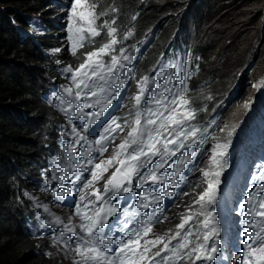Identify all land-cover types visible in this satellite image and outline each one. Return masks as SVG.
<instances>
[{"label":"trees","instance_id":"trees-1","mask_svg":"<svg viewBox=\"0 0 264 264\" xmlns=\"http://www.w3.org/2000/svg\"><path fill=\"white\" fill-rule=\"evenodd\" d=\"M90 2L99 13H105V17L101 18V21L105 20L104 26L114 23L120 33L133 31L136 38L146 29L155 27L159 38L149 47L139 68L146 67V64L148 67L152 65L173 29H178L177 37L187 35L185 24L181 20L185 9H193L196 13L205 9L206 13L202 12L204 23L200 32L188 35L193 50L202 56L201 71L192 81L195 88L192 97L194 105L202 101H212L216 96L214 102L220 101L221 97H218L220 94H211L208 97L205 89L211 85L216 86L219 81L227 83L224 88H230L245 66L252 61L256 54V46L261 42L264 44V15L261 16L264 10L262 12L258 10L259 15L255 17V24H252L255 33L251 39H242L247 27L241 24L243 14L241 3L248 4V7L254 2L260 3L261 8L264 7V0H90ZM63 4V0H0V264H57L58 260L64 258L61 252L56 253L50 242H44L42 247L47 252L49 256L47 257L44 251L35 249L36 245L32 238L22 232L23 200L20 199L22 189L27 186L30 177L36 173L38 166L43 165L58 118L42 98V93L51 79H57L58 73L55 68L59 64L56 60L61 63H74L76 58L69 55L65 47L56 56L42 51L57 48L62 44L60 31L62 23L59 17ZM218 12L222 14L221 25L214 22ZM229 12H232V15H228ZM34 16L45 24V33H27L29 30L25 19ZM16 26L26 34L20 32ZM218 35L222 39L230 35L232 43L228 47H222L224 51L218 53L213 64L206 63V55L212 45L216 47L214 39ZM244 43L247 50L235 55ZM227 51L231 53L228 54ZM225 71L228 72L227 77L223 75ZM209 110V106L201 109V118L208 115ZM197 176L199 181H193L192 187L200 184L202 193L207 180ZM188 192L190 196L188 195L187 199L191 198V187L188 188ZM183 201L182 204H176L170 217L179 212Z\"/></svg>","mask_w":264,"mask_h":264},{"label":"rangeland","instance_id":"rangeland-1","mask_svg":"<svg viewBox=\"0 0 264 264\" xmlns=\"http://www.w3.org/2000/svg\"><path fill=\"white\" fill-rule=\"evenodd\" d=\"M198 4V3H196ZM210 1V6H211ZM241 9H243L241 24L243 26H246L245 34H242V39H251L252 36L255 33V30L253 29V25L255 24V17L259 15L258 10L261 12L264 10V7L260 8V3L252 4L251 7H248V4L241 3ZM200 12L196 13L193 9H185L184 12L181 15V20L185 24L187 35L184 37H188V35L192 32H195L198 34L201 30L202 23H204V19H202V12L206 13L205 9L199 10ZM66 15V21L68 26V31L70 32V38H72V43L75 41V36L78 39H81L83 36L90 35L94 32V23L96 20V15L89 3L88 0H71L70 4L67 6L65 12ZM228 15H232V12H229ZM264 15V13L261 14V16ZM221 12H218L215 15L214 22L221 25L223 19H221ZM264 21V18H263ZM221 27V26H220ZM220 30V28H218ZM223 33V32H222ZM221 33V35H222ZM231 36L228 35L224 39H222L219 35L215 37L214 42L216 44V47L214 45L211 46L210 52L206 55L207 61L206 63L213 64L215 62L216 57L218 56V53L221 51H224L222 47H228L232 41L230 40ZM213 49V50H212ZM247 50V45L244 43L242 46H240V50L235 54L238 55L241 52H245ZM104 49L97 50L93 54H90L87 60H85L75 71L77 80L80 84L79 88L76 90L78 93L82 94L85 91H93L95 88H90V86L87 84V80L89 75L91 74L90 70H87L88 67L92 64H96L98 67H100L101 63V55ZM177 55H181L180 51H173ZM228 54L231 53V51H227ZM264 44L259 43L256 46V54L253 56L252 61L245 67V69L242 71L240 75V90L238 92V97L236 98V106L234 107V110L230 113L231 115V123L228 129L225 131V133H229L234 129L235 123H239V130L243 131L245 124L250 121L251 116L254 118V122H257L258 119H256L254 116L256 108L258 107V104H264V80L261 78V73L264 71ZM234 55V56H235ZM119 61L123 64L126 63V59L124 57H120ZM132 60L129 61V64L131 65ZM205 65V64H204ZM83 66V67H82ZM84 68V69H83ZM88 72V73H87ZM79 73V75L77 74ZM185 72L183 68H181L179 65L173 66L170 61L167 59H162L160 63L158 64L157 68L154 70L150 80H143V79H136L133 82V93L132 101L133 104L135 103V100H139L140 96L142 94L146 93V99L147 104H151V101H148V98H153L154 105H158V107H161L159 109V112L163 114H168L171 116H174L176 113H180L181 116L187 117L189 115V111L186 110V104L184 100V77ZM224 77H227L228 72L225 71L223 73ZM247 76L252 77V80L247 79ZM222 83V81H219ZM223 88V85H219L217 87L211 86V89L215 90L216 92L220 91ZM223 90V89H222ZM221 90V92H222ZM63 92V96L66 97L68 95V92L64 88H59L55 92V98L58 99V93ZM139 94V96H137ZM180 95V96H179ZM157 107V108H158ZM123 108V107H122ZM156 108V106L154 107ZM75 110H81V106L77 104L74 107ZM217 114L220 116L219 119H222L225 115L224 110L222 108H216ZM127 111V110H126ZM169 118L165 121V126H168ZM176 124L182 123L184 125H188V123L184 122L182 118L178 120H174ZM193 129H190L189 132H193ZM144 141H146L147 138H142ZM122 137H118L111 145L110 150L107 152V156L104 155V158L102 159L101 167H104L106 165V168L108 170L104 173H101V177L105 178V183L116 165L118 164V159H116V154L118 152V148L120 145H122ZM201 142H198L200 144ZM146 144V143H145ZM146 151H150V149H146ZM241 161L245 162L250 158H253L252 153L245 149L240 154ZM223 166H228V162L224 160ZM106 175V176H105ZM192 176V182H198L197 178V171L192 169L189 173H187V177ZM210 181L206 183L204 192L199 195L197 198V203L200 207L210 205V190L214 188V186H219L223 183V179L220 177V175L213 176L210 174ZM40 176H34L33 179H30L31 182H35L36 185L34 186H28V189L25 193H23L22 197H20L21 200L25 202L26 207H31L34 211H39V214H41L42 207H48V201L49 197L47 195H41L38 190L40 187H42V182L40 181ZM36 188V189H35ZM198 188L200 189V184L194 185L192 187L191 195H194L196 191H198ZM189 194V193H186ZM260 202H264L263 200H259L258 203L252 208V210H248L246 207H240L237 209V212L240 211L238 215H233V210L236 208H233L230 206L229 209V215L231 217V220L233 223L237 221H244L248 220L250 218L249 214L254 211L258 213V215L264 217V204L261 205ZM222 201L220 198L216 202H214V207L218 209V207L221 205ZM49 208V207H48ZM50 212H60L65 213V210L60 211H54V208L48 209ZM235 212V213H237ZM23 213L26 218L30 216V211L27 209H23ZM37 214L33 215L29 219L30 225L42 224V221L34 222L33 219L36 217ZM175 219L172 221V224H175L179 221V225L183 226L186 221L189 219L185 217L182 212H176L173 217H166L165 221H168L170 219ZM264 219V218H262ZM264 222V220H263ZM170 226L166 225V229L169 230ZM47 232L52 236V239H50V243L53 245L54 249H56V253L60 254L59 248L55 245V241H59L61 244L64 245L62 236L60 234L59 229L57 228H47ZM151 237V235H150ZM164 243H159L157 241H153L151 238L147 244V246L154 250L156 248L162 247ZM64 258H61V261L58 260L57 264H63ZM67 260V259H66Z\"/></svg>","mask_w":264,"mask_h":264},{"label":"bare ground","instance_id":"bare-ground-1","mask_svg":"<svg viewBox=\"0 0 264 264\" xmlns=\"http://www.w3.org/2000/svg\"><path fill=\"white\" fill-rule=\"evenodd\" d=\"M7 25H8V23H7ZM51 25H53V24H51ZM50 29H52V28H50ZM53 41H55V40H53ZM176 48L181 52V55H177L173 51H169L168 57L170 58V62L172 63L173 66L179 65L181 68H183V70H184V72L186 74L185 77H184V94H185L184 100H185V104H186V110L189 111V115L187 117H183V116L180 115V113H176L175 117L173 119H170L169 120V122H168L169 125L168 126H165L166 119L150 118V117L146 119V121L148 123V126L150 127V129L147 128V130H150L151 131L153 129L154 130L153 132L157 135V137L159 139V142L162 141L164 147H168L169 150H170V148L173 145H175V138H176V132H177L178 126H186V125H184L182 123L176 124L174 122V120H178V119L182 118L185 123L186 122L188 123L187 126H190V122H191L192 117H193V109H194V106H195L192 103V97H193V95L195 93V88H194V86H192V82L190 81L189 76H190V73H192V70L194 68L196 59L199 56H201L198 53H196L194 50H190L188 53L185 54V52L183 51L181 45H178ZM126 52L145 56L148 51L147 50H143L142 48L134 47V48L127 49ZM38 53H39V51H38ZM142 62H143L142 60L137 61L136 62V66L139 68ZM43 66H44V64H43ZM77 74L79 75V73H77ZM57 78H58V76H57ZM255 115L261 121V123L264 125V104H258V107L256 108V111H255ZM120 152H121V150H120V147H119L118 148V152L116 154V159L119 160L118 162H120L121 156H122ZM196 171H197V175H199V178H201V177L206 178L207 183L210 181V178H209L210 175L208 174L207 168H204V169H196ZM91 174H92V171L88 174V177ZM197 178H198V176H197ZM87 180H88L87 182H91V181H89L90 179H87ZM81 184H82V181H80L78 183L74 181V186L76 187V189L80 188ZM99 184H100V182H97L96 183V186H99ZM92 188H93V183L92 182L90 184H87L86 183L85 186H84V189L80 193H78L76 191L73 194V198L76 199V200L82 199L85 194H88V192L90 190H93ZM204 188H205V186L203 187V192H204ZM209 196H210V201L212 202V204H214V202H216L218 200V198L221 199L222 203L218 207V209H216V210H219L220 212H222L225 215H227L230 218V220H231V217L229 215V209H230V206L229 205L230 204H231V206L233 208H236V209L233 210V212H234L233 215H238L240 213V211L237 212V209L240 208V207H244L236 199H234L233 197L229 196L228 194L223 193L222 191L218 190L215 186H214V188L212 190H210V195ZM260 203H261V205L264 204V202H260ZM235 212H237V213H235ZM249 216H251V213L249 214ZM24 220L25 219L23 217V221ZM231 221H230V224L234 225V223H232L233 221L232 222ZM22 232H24V225L22 227ZM48 235L52 239V236L49 233H48ZM54 241H55V245L59 248L61 254H63V256H65L64 245L61 244L59 241H56V240H54ZM217 262H218V260H217Z\"/></svg>","mask_w":264,"mask_h":264}]
</instances>
